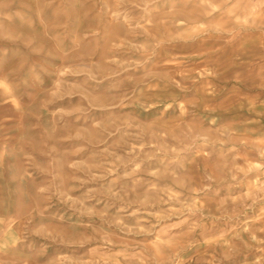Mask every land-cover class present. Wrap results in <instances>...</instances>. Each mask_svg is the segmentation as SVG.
Segmentation results:
<instances>
[{
    "label": "rangeland",
    "instance_id": "rangeland-1",
    "mask_svg": "<svg viewBox=\"0 0 264 264\" xmlns=\"http://www.w3.org/2000/svg\"><path fill=\"white\" fill-rule=\"evenodd\" d=\"M0 264H264V0H0Z\"/></svg>",
    "mask_w": 264,
    "mask_h": 264
}]
</instances>
